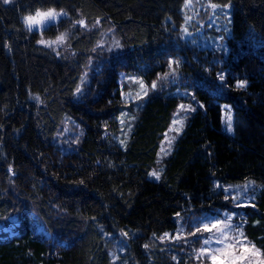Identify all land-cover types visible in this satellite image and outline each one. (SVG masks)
Segmentation results:
<instances>
[{
    "label": "trees",
    "instance_id": "16d2710c",
    "mask_svg": "<svg viewBox=\"0 0 264 264\" xmlns=\"http://www.w3.org/2000/svg\"><path fill=\"white\" fill-rule=\"evenodd\" d=\"M230 3L225 54L183 40L184 0L0 4V264H201L199 238L190 233L197 217L215 209L241 220L247 239L264 252V0ZM48 7L68 11L51 28L69 31L68 59L40 46L21 21ZM77 18L88 26L99 18L100 27L73 38L69 21ZM107 25L123 47L102 56L107 63L78 98L74 90ZM169 59L179 62L181 76L150 88L121 145L120 74H136L151 87L169 72ZM174 87H188L190 99ZM188 100L196 110L153 180L148 173L159 142L178 104ZM225 104L233 110L232 133L223 129ZM68 118L81 133L66 150L58 134ZM239 183L255 185L249 205L224 199L223 186ZM182 226L179 240L164 239Z\"/></svg>",
    "mask_w": 264,
    "mask_h": 264
},
{
    "label": "rangeland",
    "instance_id": "374dc122",
    "mask_svg": "<svg viewBox=\"0 0 264 264\" xmlns=\"http://www.w3.org/2000/svg\"><path fill=\"white\" fill-rule=\"evenodd\" d=\"M210 4H213L210 2V0H187V3L184 0V8H183V23L181 26V36L183 40H185L189 45L199 47L201 49H209L213 52L219 53L227 51V42L226 39L230 36L229 31V19L230 14H228V9H224L221 11L219 8L216 10H213L211 7H209ZM42 10V9H40ZM47 10L43 9L42 11ZM59 11V10H57ZM35 12L31 13L34 14ZM68 17V16H67ZM67 17L61 16L58 17L56 21H48L46 22L42 27L37 28L36 26H33L32 31L36 32L39 36V39H44L45 41H54L58 35L61 33H66V39L63 45H60L57 47L56 45H53L52 47H46L45 45L39 44L40 46L47 48L52 53H55L53 51V48H56V50L60 51L62 56L64 57H70L72 55V50L70 49L68 39L70 36L69 31H59L56 32V34H52L53 30H51L52 27H56L59 22ZM22 23L23 20L21 19ZM95 23H91L89 26L91 28H97L100 27L99 25H96L93 27ZM23 26L26 28V26L23 24ZM27 29V28H26ZM186 29L187 31H184ZM225 29H228L226 32ZM114 28L111 25H107L105 31L102 34L101 40L97 44L103 45V49H97L96 52L93 53L91 56V59L88 60V63L86 67L82 71L81 81L79 83V87L81 88V91L83 95L87 92V87L89 83L92 80L93 75L95 73L97 74V71L105 66V62L107 63V59H104L102 56L110 54V53H118L120 49H115L113 46L114 40H119L117 36L114 33ZM120 41V40H119ZM109 47H113L112 51H109ZM175 69L177 67L174 65ZM170 71V70H168ZM180 75L176 74L175 76ZM172 76H160L159 79L156 81L157 88L159 89L161 87L167 86V81L170 79H173ZM119 82H120V88L122 90V100H123V108L121 109L119 115L117 116L118 126H119V134L118 137L121 138L124 142H126L127 135L129 132V129L131 128L132 123V117L135 109L140 104L141 99H137V96H143L144 89L141 88V84L143 83L144 87L147 88L148 93L150 92V86L146 85V83L143 81V79L133 73H121L119 76ZM152 89V90H156ZM172 92H175V94L179 95L180 97H188L186 99H190L189 95V89L188 87H180L176 88L174 87ZM82 96L80 94H77V97ZM185 105V108H187L188 105H191L193 108L195 107L194 103L192 101H185L180 102L174 112L172 113V117L170 120V124L163 134L162 139L159 142L158 146V152H157V159H156V165L150 170L148 173V177L153 180H158L155 178V176L150 175L151 173L155 172L159 175L162 171V161L164 158H166L174 145V142L178 135L180 134L181 130L184 127L185 121L187 119V116L190 114L184 110H181L179 108V105ZM173 121H178L177 123H173ZM232 123V132H233V124H234V116H233V110L230 105H223L222 110V122H223V129L228 132L227 126L229 122ZM175 129H179V134L175 131ZM81 131L79 129V126L70 118L66 119L64 123L63 130L58 134L59 142L62 145L63 148L71 149L72 144L76 141L77 137L80 135ZM121 140V139H120ZM227 188L229 190V197L232 199L235 197L236 199L233 200V203L236 205L239 203L240 206L249 205L254 200L256 190L255 185L252 183H239V184H232V185H224L223 189ZM227 215L232 216V221L234 225L238 226L242 230V221L237 220L233 213L230 212H219V217H217V214H214L210 217H204L203 223H214V218H224ZM37 227V231H41V226L38 223H35ZM195 227H202V224L197 223ZM223 227V226H221ZM215 233V230H214ZM184 234V227L182 226L181 231L176 235H168L164 237V239L168 238L171 241L168 242H175L179 240ZM211 234H205V233H198L196 236L199 238L200 241V248L203 247H216L217 245L214 243V236H213V242L210 245H204L203 240L207 238ZM236 233L229 232V236H234ZM176 237H179V239H176ZM248 242H250L247 239ZM251 243V242H250Z\"/></svg>",
    "mask_w": 264,
    "mask_h": 264
},
{
    "label": "snow or ice",
    "instance_id": "6c2138e0",
    "mask_svg": "<svg viewBox=\"0 0 264 264\" xmlns=\"http://www.w3.org/2000/svg\"><path fill=\"white\" fill-rule=\"evenodd\" d=\"M187 3V0H185ZM18 3V0H0V4L2 5H15ZM231 3L229 0V3H224L222 5L218 4H210L209 7H211L213 10H216L219 8L221 11L224 9L230 8ZM75 11V9H73ZM67 17L68 16V11H65L63 8H61L59 11H57L53 7H48L47 10H38L34 14L30 15H23L22 20L23 24L26 26L27 31L29 33L32 32L33 26H36L37 28L42 27L46 22L48 21H56L58 17ZM231 22V21H230ZM70 25L74 29V36L73 38H77L78 36H82L84 33H81L79 30H86L88 29V24L86 23L85 19L83 18H77L74 20L69 21ZM100 20L99 18L96 19L95 27L96 25H99ZM78 26V28H77ZM184 31H187L184 29ZM227 32L228 29H225ZM66 33H61L56 37L54 41H45L44 39H40L37 41V43L45 45L46 47H52L53 45H56L59 47L60 45H63L66 39ZM113 46L115 49H120L123 47L121 42L119 40H114L113 41ZM5 48L8 47L7 44L4 45ZM97 49H103V45L97 44L94 46L90 51L91 52H96ZM109 51L113 50V47H109ZM53 51L55 52L56 57H60L62 59H68L69 57H64L62 56L61 52L56 50V48H53ZM75 56L76 53H73ZM89 59L91 57L89 56ZM179 66L178 61H174L172 59H169L168 61V68L169 72H165L164 76H172L175 77L176 75V69L174 67ZM221 80H224V76L221 74L219 77ZM246 81L244 80H237V86L238 87H245ZM141 88L144 89L143 91V96L148 95V90L147 88L144 87L143 83L141 84ZM152 89L157 88V83L153 81L151 85ZM74 94H80L83 95L81 88L77 86L74 90ZM123 95V93H121ZM30 99H34L38 104L41 103V98L39 95H30ZM137 99H142L141 96H137ZM199 107H203V105H199ZM179 108L181 110H184L188 113L194 112L196 109L193 108L191 105H188L187 108H185V105L181 104L179 105ZM178 121H173V123H177ZM227 130L229 132H232V123L231 121L229 122L227 126ZM177 134H179V129H175ZM124 141L121 140L120 144L124 145ZM111 166V165H109ZM8 172L12 173L13 169L11 166L8 168ZM150 175L155 176L156 179H160V175L158 173H151ZM82 184L83 181H80ZM220 185H217V188H219ZM224 193V199L225 201L229 200V190L227 188L223 189ZM233 200L236 198L233 197ZM236 206H240L239 203L236 204ZM255 207V205H252ZM217 212V217H219V212L220 209H215ZM176 217H180L181 213L176 212L175 213ZM95 219V218H93ZM215 222L214 223H203V220L200 217H197L194 221V223H199L202 224V227H196L195 232H191L190 235L196 236L198 233H205V234H211L207 238L203 240L204 245H210L213 242V236H214V243L217 245L216 247H201L199 252L197 253V259L201 261V264H203V261L209 262V264H264V252L261 251L260 248H257L256 244L250 243L247 241V237L245 236L243 230H241L238 226L234 225L231 223L232 221V216L227 215L224 218H214ZM223 226V227H221ZM191 227V224L189 225ZM103 230V229H101ZM215 230V233H214ZM229 232H234L236 235L234 236H229ZM105 235H108V233H105ZM124 236H128V233L125 232L123 233ZM164 236H168V233H165ZM176 239H179V237H176ZM147 247V245H145ZM175 259V257H174Z\"/></svg>",
    "mask_w": 264,
    "mask_h": 264
},
{
    "label": "clouds",
    "instance_id": "9594fccd",
    "mask_svg": "<svg viewBox=\"0 0 264 264\" xmlns=\"http://www.w3.org/2000/svg\"><path fill=\"white\" fill-rule=\"evenodd\" d=\"M37 10H38V8H36V9L34 10V12H36ZM24 15H30V14L25 13Z\"/></svg>",
    "mask_w": 264,
    "mask_h": 264
}]
</instances>
